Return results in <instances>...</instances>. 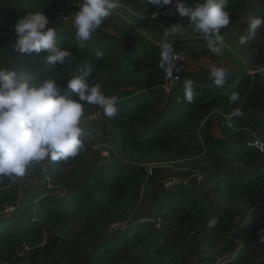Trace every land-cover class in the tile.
I'll return each instance as SVG.
<instances>
[{
	"label": "trees",
	"instance_id": "16d2710c",
	"mask_svg": "<svg viewBox=\"0 0 264 264\" xmlns=\"http://www.w3.org/2000/svg\"><path fill=\"white\" fill-rule=\"evenodd\" d=\"M58 2L29 0L22 4L20 0H0L1 69L25 72L34 80L52 76L62 89L60 95L77 99L67 87L70 71L79 69L82 76L85 62H91L96 70L90 82L100 84L105 95H116L118 103L116 114L108 117L97 106L80 102L84 106L82 118L88 117V124L82 126L83 135L95 137L101 131L102 140L115 144L122 153L152 161H178L205 154L213 172L205 180L179 184L173 189L163 185L153 210L136 208L145 189L147 168L125 162L114 161L107 169L98 170L93 165L85 167L78 155L70 157L81 166L83 185L61 182L63 192L56 199L46 188L24 191L21 204H16L17 193L12 189L18 177L13 180L0 176V190L10 206H1L0 215L14 209L11 220L0 216V264H134L136 259L143 264H175L184 249L198 255L202 250L203 255L206 249L219 246L223 256L232 239H250L255 244L241 251L236 249L225 264H264V260L256 263L264 255V204H260L264 196V151L248 146L251 141L237 137L230 125L248 128L264 143V90L257 94L254 87L260 73L251 77L236 69L226 76L222 87H217L207 71L201 72V79L191 80L194 96L188 102L184 80L191 75L182 79L173 95H165L159 49L142 37L131 35L121 41L101 34L80 47L75 32L49 24L57 31L58 45L72 53L71 65L52 66L43 52L18 53L14 48L17 37L8 36V30L25 13L35 10L43 11L51 23ZM182 3L192 7L196 1ZM246 5V0H228L230 22L243 15ZM136 6H153L148 11L153 13L165 11L169 5L156 6L147 0ZM177 18L160 21L174 22ZM152 21L147 29L158 23ZM97 51L103 53L102 58L96 57ZM262 58L264 51L254 58L255 63ZM234 93L238 99L230 101ZM166 100L175 107H163ZM239 108L242 114L233 115ZM219 111L224 138H215L208 132L198 135L202 123L207 119L209 123ZM97 112H101L100 117H95ZM227 161L239 162L242 167L237 171L223 170ZM62 165L61 160H49V172ZM171 196L175 200L164 207L165 199ZM209 197L224 199L227 204L208 207ZM213 216L218 223L210 230L206 225ZM160 218L165 220L161 224ZM24 253L27 256L21 257ZM202 261L209 264L208 259Z\"/></svg>",
	"mask_w": 264,
	"mask_h": 264
},
{
	"label": "clouds",
	"instance_id": "9594fccd",
	"mask_svg": "<svg viewBox=\"0 0 264 264\" xmlns=\"http://www.w3.org/2000/svg\"><path fill=\"white\" fill-rule=\"evenodd\" d=\"M182 2L183 0H175V3L174 0H149V3L156 6L174 3L178 12L175 18L179 15L189 18L193 30L202 34L207 48L213 54L221 53L225 45L220 29L230 24V13L226 10L228 0H197L192 7H185ZM75 6L77 10L71 15L72 24L80 47H84L87 42L92 41L103 21L120 7V0H80ZM162 16L174 17L164 13ZM49 24L58 25L53 19L50 23L43 11L25 13L13 26L17 37L15 50L29 55L46 53V61L52 66L71 65L72 53L58 45L57 31L48 27ZM261 25H264V18L249 15L247 35L241 36L239 42L244 44L254 39ZM184 32L180 23L174 24L163 32L158 42L161 57L159 67L165 73L164 81L165 78L177 81L180 79L182 69L177 63L173 41ZM96 57L102 58L103 53L97 51ZM84 68L82 76L78 74V69L70 71V78L67 79V87L76 94L77 99L60 95L62 89L52 76L34 80L25 72L0 69V176L14 180L16 177H23L32 162L46 159L55 162L77 156L84 146L81 139L83 129L80 126L84 106L80 102L97 106L108 117L116 114L118 97L105 95L100 84L90 82L96 70L94 64L85 62ZM258 73L261 72L257 69L248 75L253 77ZM226 75L224 69L210 65L209 78L217 87L224 85ZM184 77L181 76V81ZM184 94L185 99L191 102L194 96L191 80H184ZM237 99L236 93L230 97V101ZM241 114L238 109L233 113L235 116ZM255 142H251L249 146L255 145ZM217 223L218 218L213 216L206 227L211 230ZM261 236L264 239V229L261 230Z\"/></svg>",
	"mask_w": 264,
	"mask_h": 264
},
{
	"label": "rangeland",
	"instance_id": "374dc122",
	"mask_svg": "<svg viewBox=\"0 0 264 264\" xmlns=\"http://www.w3.org/2000/svg\"><path fill=\"white\" fill-rule=\"evenodd\" d=\"M28 1L29 0H20L22 4ZM58 1V5L55 8L56 10H54L53 20L57 19L58 13L60 14L62 11H67V8H69L71 4L70 9L58 23V26H64V29H67L70 33L75 32L71 15L77 10L74 5L78 4L80 0H71V2L70 0ZM146 1L147 0H120V7L113 10L112 14L103 21L93 37H99V35L102 34L103 36L110 35L121 41H125V39L130 38L131 35H135L144 38L148 44L159 49L158 42L163 32L172 25L180 23L185 29V32L182 36H177L173 41L175 54L178 57L177 63L182 69L179 73L180 76L184 77L186 75H191L188 80H192L193 77H195V79H201V72L207 71L209 73V67L213 64L218 68L224 69L227 75H231L236 69L242 72L245 71L247 74L252 73V70L258 69L261 73L256 76L258 79L254 87L257 94H260V92L264 90V58L256 63L254 61V58L258 57L264 51V25L258 28L254 39L244 44L239 42L241 36L247 35L249 15L264 18L262 14V3L264 0H246L247 5L243 15L236 22H230L227 27L220 29V34L223 36L225 46L219 54H213L207 48L202 34L193 30V25L190 23L189 18L178 17L174 22H161L160 19L164 18L162 16L164 11L158 10L150 13L148 11L153 9V6L147 9L138 8L136 6L137 4L143 5ZM194 1L197 2V0ZM170 6L172 5H169L167 8ZM152 20L158 23L152 25L150 29H147L146 25L154 23ZM1 67L2 64L0 61V69ZM174 75L176 74L174 73ZM163 107L173 108L175 105L170 106L169 101L166 100L163 102ZM238 110L242 112L241 108ZM100 114L101 112H97L95 117H100ZM221 116V112L219 111L210 117L209 123L207 122L208 119L205 120L202 123L198 135L208 132L209 135L215 138H224L219 125ZM87 118L88 117L81 118V128L88 124ZM230 125H232L231 127L234 129L237 137L239 135L240 138L246 142L263 140L261 137L252 134L248 128H235L236 126L234 124ZM100 134L101 131H97L95 137H88L89 135H82L81 137L84 146L78 156L81 162L84 161L85 167L93 165L95 169L103 170L110 167L114 161H117L120 164L125 162L139 168L145 167L148 168V170L152 169V174L148 173V175H150V177L148 176L149 180L146 177V183L144 184L145 189L142 198L136 205L137 209L153 210L156 207L155 203L158 200V193L163 185L168 189H173L179 186V184L185 183L186 185L193 183L194 180H205L210 177L213 172L212 162L209 161V157L205 154L178 161H152L122 153L115 144L104 142ZM185 134L190 133L185 132ZM61 161L64 162L65 165L53 167L51 170L52 173L49 172L50 167L48 166V159L32 162L26 170V174L23 177H18L12 185V189L17 193L16 204H21L24 191L37 192L40 189L46 188L52 197L56 199L57 197H61V193L63 192V188L60 187L61 182L68 181L76 186L83 185L85 176L81 171V166L77 164L78 162H74L71 158ZM241 167L239 162L227 161L223 170L237 171L241 169ZM111 170H109V172H111ZM38 195L39 192L35 195V198ZM173 197L174 196H171L166 199L162 197L166 200L164 207L173 203L175 200ZM37 200L38 198H36V201ZM206 203L208 207H210V205L211 207L215 205H217V207H223L227 204L224 199L217 201L214 197L206 199ZM260 204H264V196L261 197ZM1 206L2 208L8 206V204L5 203L4 191L2 190H0V210H2ZM239 209L243 210L241 205ZM13 210L14 209H9L8 212H3L0 216L8 217V220H11L14 214ZM31 212H33V210ZM33 216L36 218L35 214ZM164 221V219L160 218L159 223L161 224ZM254 244L255 242L250 239H232L228 251L223 256L219 254V246L206 249L203 255L202 250H200V254L198 255L195 252L189 254V249H184L181 252L180 259L175 264H204L202 259H208L209 264H214V262L217 264H225V259L229 258L236 249L241 251V249ZM25 256H27L26 253L21 257ZM261 260H264V255L260 256L256 263ZM134 264L143 263L136 259Z\"/></svg>",
	"mask_w": 264,
	"mask_h": 264
},
{
	"label": "built area",
	"instance_id": "2783aa9c",
	"mask_svg": "<svg viewBox=\"0 0 264 264\" xmlns=\"http://www.w3.org/2000/svg\"><path fill=\"white\" fill-rule=\"evenodd\" d=\"M70 6H71V4L69 5V8H67V11L70 9ZM67 11H62L60 14L58 13L57 19H55L54 22L59 23L63 19V16L66 15ZM164 15H169V16H174V17L178 15V12L175 10L174 4L171 7H169V9L167 11L164 12ZM8 31H9V32H7L8 36H15L14 35V28H11ZM179 77H180L179 81L170 80V79H166L164 81L162 88L167 95L173 94L175 92L178 83L181 81V76L179 75ZM251 146H254L256 149L260 148L263 151L264 144L261 143L260 141H256L255 145H251ZM148 173L152 174V169L148 170V168H147V176L150 177V175H148Z\"/></svg>",
	"mask_w": 264,
	"mask_h": 264
}]
</instances>
